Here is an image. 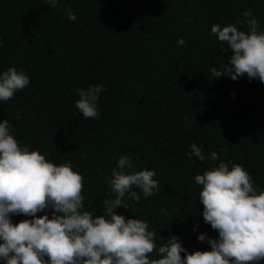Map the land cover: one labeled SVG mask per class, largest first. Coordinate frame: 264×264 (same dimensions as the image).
<instances>
[{
	"label": "trees",
	"instance_id": "trees-1",
	"mask_svg": "<svg viewBox=\"0 0 264 264\" xmlns=\"http://www.w3.org/2000/svg\"><path fill=\"white\" fill-rule=\"evenodd\" d=\"M245 10L264 31V0H58L55 9L46 0H0V74L15 67L30 78L0 101V121L22 146L71 162L84 178L83 210L93 215L115 198L108 181L119 157L131 158L129 172L154 169L160 191L145 198L134 186L139 202L114 211L147 221L158 245L174 234L189 252L208 250L199 234L218 233L204 222L195 175L211 167L210 153L242 165L264 189V83L246 74L210 79L231 55L211 26L243 20ZM97 84L106 89L100 115L85 119L76 89ZM192 143L203 162L188 155Z\"/></svg>",
	"mask_w": 264,
	"mask_h": 264
},
{
	"label": "clouds",
	"instance_id": "clouds-1",
	"mask_svg": "<svg viewBox=\"0 0 264 264\" xmlns=\"http://www.w3.org/2000/svg\"><path fill=\"white\" fill-rule=\"evenodd\" d=\"M46 3L52 9L58 7V0H46ZM243 16L236 23L211 26V33L228 45L231 55L228 66L210 69V79L228 76L235 81L246 74L249 80L264 83V31H258V20L252 10H245ZM68 18L77 19L71 8ZM237 24L246 26L247 31ZM184 43L183 38L178 39V45ZM0 47H3L2 38ZM29 84L30 78L23 70L9 67L0 74V101L10 100ZM102 90L106 89L99 84L76 89L79 99L75 106L85 119L100 115L97 101ZM12 128L7 119L0 121V260L4 264H259L264 261V189L257 190L242 165L226 162L213 151L209 157L211 167L195 175L196 184L201 186L199 201L203 205L204 222L218 235L209 238L200 233L198 240L207 241L210 249L189 252L174 234L158 245L156 233L149 230L147 221L126 218L114 211L121 206L129 208L127 199L139 202L140 195L132 190L134 186L145 198L160 191L154 169L129 172L133 169L131 158L119 157L108 181L115 198H104L103 214L93 215V211L83 210L84 178L71 162L57 165L39 150L22 146ZM190 149L189 156L194 155L201 162L205 160L196 143ZM162 211L166 214V210ZM40 212L44 214L38 216ZM14 215L29 218L14 223L11 218Z\"/></svg>",
	"mask_w": 264,
	"mask_h": 264
}]
</instances>
